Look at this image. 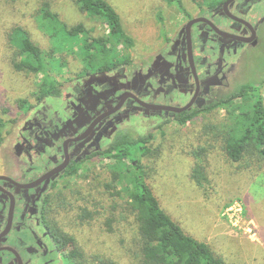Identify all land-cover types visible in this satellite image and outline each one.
Masks as SVG:
<instances>
[{"label": "rangeland", "instance_id": "rangeland-1", "mask_svg": "<svg viewBox=\"0 0 264 264\" xmlns=\"http://www.w3.org/2000/svg\"><path fill=\"white\" fill-rule=\"evenodd\" d=\"M106 1L134 40L133 48L118 46L117 52L136 65L153 58L164 46V38L171 36L174 24L185 21L165 0ZM183 3L187 11H196L191 0ZM44 4L67 27L81 24L94 38L108 33L105 24L80 12L73 0H0V118L7 121L0 146V173L15 137L14 128L22 122L19 102L33 106L42 80L41 75L13 69L17 49L10 35L20 28L48 52L50 40L38 25V12ZM159 12L163 23L157 18ZM246 53L243 68L237 65L231 71L228 89L241 82L257 83L264 76V35L262 42L254 43ZM61 57L64 64L58 68L57 78L63 84L89 71L76 55L64 53ZM55 104L52 109L58 107ZM225 119L226 110L219 109L186 125L132 116L123 127L134 135L152 136L150 154L141 159L147 183L161 207L188 235L207 244L224 264H264V164L251 154L239 165L227 159L224 143L214 130ZM100 148L104 151L107 143ZM110 164L100 156L85 165L84 172L64 190L69 203L60 208L58 221L66 234L76 239L83 264H141L135 246L136 224L125 206V193L112 182ZM196 168L202 170L200 183L192 178ZM83 210L91 213V218L80 219Z\"/></svg>", "mask_w": 264, "mask_h": 264}, {"label": "flooded vegetation", "instance_id": "flooded-vegetation-1", "mask_svg": "<svg viewBox=\"0 0 264 264\" xmlns=\"http://www.w3.org/2000/svg\"><path fill=\"white\" fill-rule=\"evenodd\" d=\"M192 5L196 11L182 14L184 23L174 24L153 58L116 71L85 72L62 85L60 98L35 102L24 112L0 173L6 178L0 180V264H83L58 215L69 203L64 190L100 158L101 145L108 147L132 116L174 121L231 90V71L243 68L247 50L262 42L264 0ZM253 32L254 40L246 42ZM139 101L190 107L179 113L149 110Z\"/></svg>", "mask_w": 264, "mask_h": 264}, {"label": "trees", "instance_id": "trees-1", "mask_svg": "<svg viewBox=\"0 0 264 264\" xmlns=\"http://www.w3.org/2000/svg\"><path fill=\"white\" fill-rule=\"evenodd\" d=\"M193 3L196 0H191ZM79 11L99 19L107 26L106 36L90 37L83 25L67 27L53 13L48 4L38 12L40 30L50 40V49L44 53L24 30L17 28L10 35V42L17 49L12 67L17 72L41 75L42 80L35 93V102L57 99L62 95L63 83L57 78L58 68L64 64V53L76 55L87 72H109L133 66L128 56L119 55L118 46L133 48L134 40L123 29L119 14L106 0H73ZM167 6L176 7L187 15L183 0H165ZM214 4V3H213ZM215 5V4H214ZM157 18L163 23L161 12ZM58 57V58H57ZM264 76L257 83L241 82L231 90L215 94L205 105L195 107L174 121L186 125L201 114L226 110V119L216 132L224 143L227 159L239 165L247 154L264 164ZM23 112L30 109L26 101H20ZM7 121L0 118V146L4 143ZM152 136L134 135L128 130L117 131L101 156L112 162V182L118 184L126 195L127 211L136 224V244L141 264H224L210 247L188 235L182 226L167 213L147 183L141 159L150 154ZM202 170L192 171V178L201 182ZM115 190V188H114ZM116 196L120 193L114 191ZM91 218L83 210L80 219ZM97 264H114L100 261Z\"/></svg>", "mask_w": 264, "mask_h": 264}, {"label": "water", "instance_id": "water-1", "mask_svg": "<svg viewBox=\"0 0 264 264\" xmlns=\"http://www.w3.org/2000/svg\"><path fill=\"white\" fill-rule=\"evenodd\" d=\"M193 23H195V21L190 22V23L187 25V27H186L187 31H188L190 25H192ZM254 37H255V33L253 32V33H252V37H251L250 39L246 40V42H252V41L254 40ZM139 103H140L143 107H145V108H147V109H149V110H150V109H151V110H170V111H173V112H176V113H179V112L185 111V110L189 109V107H190V105H188V106H186V107H184V108H182V109L165 108V107L161 108V107H156V106L148 105V104L142 103V102H140V101H139ZM66 163H67V162H66ZM65 166H66V164H64L63 166H61V167L55 172V174L57 175L58 172H59L61 169H63ZM51 175L53 176V174L50 173V174H48L46 177L48 178V177L51 176ZM0 180H6V178H5V177H0Z\"/></svg>", "mask_w": 264, "mask_h": 264}]
</instances>
